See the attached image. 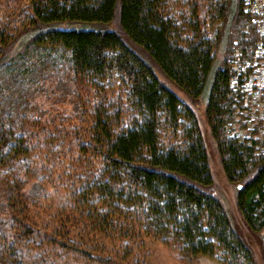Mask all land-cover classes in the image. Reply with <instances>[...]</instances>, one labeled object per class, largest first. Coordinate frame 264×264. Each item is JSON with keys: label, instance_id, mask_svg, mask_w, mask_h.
Instances as JSON below:
<instances>
[{"label": "trees", "instance_id": "16d2710c", "mask_svg": "<svg viewBox=\"0 0 264 264\" xmlns=\"http://www.w3.org/2000/svg\"><path fill=\"white\" fill-rule=\"evenodd\" d=\"M18 4L15 19L0 16V264H65L67 256L105 263L92 255L100 238L136 236L180 260L255 264L207 191L194 110L150 66L191 100L206 97L204 120L236 207L250 230L263 231L264 145L229 131L240 105L229 65L250 58L258 38L242 1ZM114 21L117 29L103 28ZM61 22L99 28L51 26ZM66 101L73 108L64 111ZM60 188L65 199L50 203Z\"/></svg>", "mask_w": 264, "mask_h": 264}, {"label": "rangeland", "instance_id": "374dc122", "mask_svg": "<svg viewBox=\"0 0 264 264\" xmlns=\"http://www.w3.org/2000/svg\"><path fill=\"white\" fill-rule=\"evenodd\" d=\"M19 0H0V16L3 13H6L7 16L11 19H15L13 13L16 11L19 6ZM7 5H11V10L9 12H5L4 8ZM8 18V20H9ZM15 21V20H10ZM52 27L58 30H96L99 27L97 25L84 24V23H56L52 24ZM106 30H115L117 29V23L114 21L113 23L103 27ZM127 43H129L126 40ZM130 44V43H129ZM222 45L220 42L219 51L217 57L219 60L222 59ZM137 53H139L142 57H144L138 49L131 45ZM17 50V49H16ZM147 62H150L146 57H144ZM150 66L152 68V72L155 77L161 82V84L167 88L169 91L173 92L182 102L189 105L195 112L197 116V121L199 124L200 132L203 137V141L205 144L206 152L208 155V164L210 169V174L212 177V184L207 189L208 193L217 198L222 205L226 215L228 216L232 226L236 229L244 243L249 247L253 260L255 264H264V253H263V239H264V230L261 232H253L250 230L245 224L241 213L236 207L235 196H236V187L230 184L225 178L217 153L215 151L214 143L211 139L210 132L206 126L204 120V104L206 101V97H201L198 100H191L186 93L181 91L177 86H175L171 81H169L165 75L159 70V68L150 62ZM72 105L70 101H66L63 105V110H70ZM241 114L239 111H235L234 117L235 119L231 123H236L239 126ZM233 117V118H234ZM50 186V184H49ZM55 188L53 185L50 188V192L54 191ZM59 190V195L51 197L49 202L51 203L52 199L59 198L58 202H62V198L65 199L66 191H63L61 188ZM48 202V203H49ZM64 213L68 216H71L73 211L66 206ZM70 226V225H69ZM67 225V228L69 227ZM96 237V235L92 234V238ZM99 242L102 244L99 249L92 252L94 255H103L108 259L109 262H99L94 259H82L77 256H73V258L66 257L64 259V263L67 264H221L217 260L212 257L207 256H199L193 260H180L178 254L172 250L171 248L161 245L160 243L154 242L145 237L136 236L134 238H126L123 240L112 241L111 239L100 238ZM121 244L126 248H121ZM103 250V251H102Z\"/></svg>", "mask_w": 264, "mask_h": 264}, {"label": "built area", "instance_id": "2783aa9c", "mask_svg": "<svg viewBox=\"0 0 264 264\" xmlns=\"http://www.w3.org/2000/svg\"><path fill=\"white\" fill-rule=\"evenodd\" d=\"M258 35L250 58L232 61L235 73L230 81L240 99L234 106L241 114L239 126L231 123L230 134L242 141H260L264 145V0H241Z\"/></svg>", "mask_w": 264, "mask_h": 264}, {"label": "bare ground", "instance_id": "6f19581e", "mask_svg": "<svg viewBox=\"0 0 264 264\" xmlns=\"http://www.w3.org/2000/svg\"><path fill=\"white\" fill-rule=\"evenodd\" d=\"M230 66V65H229ZM230 69H231V67H230ZM232 70V69H231Z\"/></svg>", "mask_w": 264, "mask_h": 264}]
</instances>
